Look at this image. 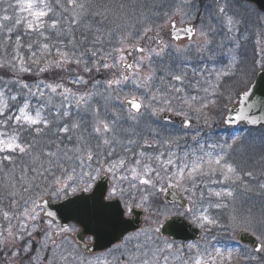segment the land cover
<instances>
[{"label":"snow or ice","instance_id":"obj_1","mask_svg":"<svg viewBox=\"0 0 264 264\" xmlns=\"http://www.w3.org/2000/svg\"><path fill=\"white\" fill-rule=\"evenodd\" d=\"M237 2L0 0V264H264V136L238 162L239 130L204 132L218 98L224 125L264 127L244 51L264 3Z\"/></svg>","mask_w":264,"mask_h":264},{"label":"rangeland","instance_id":"obj_2","mask_svg":"<svg viewBox=\"0 0 264 264\" xmlns=\"http://www.w3.org/2000/svg\"><path fill=\"white\" fill-rule=\"evenodd\" d=\"M239 3H242V2H237L236 10L239 11L242 14L243 13V11H242V5L243 4H239ZM0 14H3V13L0 12ZM251 25L252 26H251V29H250V39L252 38V49L254 48V50L256 52L255 53V58H259L261 55H264V52L261 51V48L264 47V26L257 25L255 23V18L254 17L251 18ZM258 33H259V35H258ZM258 39L260 40V44L259 45L257 44V40ZM105 50H107V46H106ZM244 51L246 52L247 59L251 60V55L247 53L246 49ZM99 75L100 74L95 75V79L100 80L99 79L100 78ZM190 75H191V73H190ZM235 83H236V80L232 84H235ZM89 87H91V86L89 85ZM227 103L228 102L226 100L225 104H227ZM233 103H235V100H233ZM225 104H220V106L216 104V106L214 108H211V112L215 116V121L212 124L210 129L209 128H204V132L207 133L208 136L211 137V139L219 141L220 143H223V141H224L223 140L224 134L222 133V131L223 130L224 131L227 130L226 128L221 127V125H223L222 119H223V116H224V113H225V110H224ZM213 126H216L217 129L216 130L213 129L212 128ZM218 129L221 132H218L217 134H215L216 133L215 131H217ZM240 133L243 136H248V140H245L244 144L241 145V147L243 149L244 157H245V153H244L245 149L244 148L246 146H248L249 147V151H250V149H251V151L253 150L254 157L256 159H258L259 156L262 154L261 150H260V143H259L258 138L260 136H264V129H248V130H245V131H241ZM253 140H255V144L254 145L252 143ZM249 151L247 152V154L249 153ZM211 211H215V212H212L213 215H220L221 216V212H222L221 210L217 211L216 209H213ZM223 217L221 216V219L223 220L222 223H227V221ZM216 234H217V236H221V235H223V232H217ZM101 264H103L102 258H101Z\"/></svg>","mask_w":264,"mask_h":264},{"label":"water","instance_id":"obj_3","mask_svg":"<svg viewBox=\"0 0 264 264\" xmlns=\"http://www.w3.org/2000/svg\"><path fill=\"white\" fill-rule=\"evenodd\" d=\"M262 3H264V0H261ZM258 7V5H256ZM253 86L257 90V96L260 95V93L264 92V74L258 73L254 82L250 85ZM228 113L226 112L225 116ZM175 121L179 122V117L174 118ZM260 127V126H255ZM171 197H169V200ZM138 225H140V218L138 217ZM166 228L168 231L165 233L166 235L171 236L173 239H185L189 240L192 238L199 237V231L195 228H193L189 223L185 222L182 218H172L171 221H169L166 224ZM130 231L132 229H129ZM116 242L115 240L112 241V243ZM247 242V240L245 241ZM102 244H106L105 242H102ZM104 249L103 246L97 247L95 251Z\"/></svg>","mask_w":264,"mask_h":264},{"label":"trees","instance_id":"obj_4","mask_svg":"<svg viewBox=\"0 0 264 264\" xmlns=\"http://www.w3.org/2000/svg\"><path fill=\"white\" fill-rule=\"evenodd\" d=\"M99 77H100V78H104L105 76H104L103 74H100ZM253 154H254L253 150L251 151V149H250L249 153H248L245 157H244V155H243V157H242L243 161L246 162V161H248V159H249L250 157H254ZM254 158H255V157H254ZM249 166H252V165L249 164ZM256 167L259 168L260 165L257 164Z\"/></svg>","mask_w":264,"mask_h":264},{"label":"flooded vegetation","instance_id":"obj_5","mask_svg":"<svg viewBox=\"0 0 264 264\" xmlns=\"http://www.w3.org/2000/svg\"><path fill=\"white\" fill-rule=\"evenodd\" d=\"M218 39H219V38H218ZM186 41H187L186 39H183V40H181V41H180V44H181V45H183V44H185V43H186ZM212 128H213V129H215V130L217 129V127H216V126H213ZM208 239H209V240H211V239H212V237H208ZM177 243H178V244H180V243H188V242H177ZM170 264H172V262H171V261H170ZM176 264H179V262H176Z\"/></svg>","mask_w":264,"mask_h":264}]
</instances>
